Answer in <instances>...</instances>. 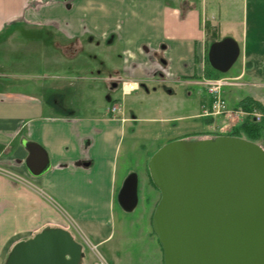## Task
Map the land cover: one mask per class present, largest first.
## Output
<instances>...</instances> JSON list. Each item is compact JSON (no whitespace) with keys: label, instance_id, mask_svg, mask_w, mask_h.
<instances>
[{"label":"crops","instance_id":"obj_1","mask_svg":"<svg viewBox=\"0 0 264 264\" xmlns=\"http://www.w3.org/2000/svg\"><path fill=\"white\" fill-rule=\"evenodd\" d=\"M32 1L0 0V39L18 23L39 21L43 37L29 46L39 48L43 68L57 72L37 76L34 91L0 75V264H6L17 243L48 228L66 229L94 247L107 244L116 234L113 210L119 193L135 173L122 163V141L129 132L135 140L140 123H181L180 128L192 123L193 130L181 139L209 130L214 120L200 116L210 100L200 84L207 72L205 25L210 21L217 27L222 40L223 26L229 24L224 8L209 14L208 0L198 5L190 0H61L33 10ZM240 1L245 19L235 36L242 59L238 77L246 78L248 95L264 104V37L247 40L250 12L262 14L264 32V0ZM254 23L256 31L260 24ZM117 78L138 89L124 96L120 88L117 96L111 88ZM73 97L90 100L77 110ZM114 101L124 103L131 121L112 117ZM153 102L160 115H170L172 108L178 114L138 116L144 104ZM31 143L49 156L50 167L39 177L27 167ZM144 168L147 175L149 160ZM142 186L151 185L146 180Z\"/></svg>","mask_w":264,"mask_h":264},{"label":"water","instance_id":"obj_2","mask_svg":"<svg viewBox=\"0 0 264 264\" xmlns=\"http://www.w3.org/2000/svg\"><path fill=\"white\" fill-rule=\"evenodd\" d=\"M240 55L238 41L228 37L210 46L208 59L225 74ZM27 149L30 173L42 176L50 167L46 150L35 143ZM149 170L161 193L153 228L165 264H264V149L259 144L232 136L178 140L154 154ZM138 185V176L130 174L119 193L127 212L138 206ZM85 257L68 230L48 228L17 243L6 264H83Z\"/></svg>","mask_w":264,"mask_h":264},{"label":"rangeland","instance_id":"obj_3","mask_svg":"<svg viewBox=\"0 0 264 264\" xmlns=\"http://www.w3.org/2000/svg\"><path fill=\"white\" fill-rule=\"evenodd\" d=\"M59 1L61 0H33L31 2L32 10L33 8L40 9L42 7L51 6L57 4ZM185 1L187 2V0H179V3H184ZM189 2L196 3L197 5L200 4V0H190ZM250 3H252V0H250ZM208 7L209 14L214 15L219 13L221 8L225 9V13H228V15L226 14V18H228L229 24L223 26L221 38L223 40L230 37L237 40L235 36H237L238 32H241L244 27L243 21L245 18L242 10V2L240 0H208ZM248 19L250 31L247 40L252 42L253 39H262V37H264L262 14L259 17H254L250 12ZM255 20L257 24H260L259 27L256 26V31L253 30L255 28ZM29 22L30 24L18 23L14 27L8 28L6 33L2 36V39H0V75L1 78L2 76H5L6 79L9 78L8 80L11 83L24 82V85L26 83L24 87L26 90L34 91L36 88L34 82L37 81L35 79L38 78L37 76L40 78L44 76V73L54 75L57 71L43 68L40 62V54H37L39 48H37L35 44L29 46L30 41L35 42L38 39L41 40V37H43L39 29L40 25L37 24L39 21L30 20ZM26 25L31 26V31H29L27 27L23 29ZM209 49L210 46L208 48V53ZM90 66L91 68L98 67V63H91ZM205 66L208 74V76L206 74L205 79L213 81L224 80V82L228 84L223 88V99L227 103V109L235 113L233 114L234 116L231 117L226 114L220 116L218 119L212 121L213 123L211 126H208L209 130L202 133V136L192 138L210 137L212 135L225 136L233 133L237 126L245 122L255 121L256 123H261L264 118V113L261 111L248 113L237 107L242 99L250 96L248 95L249 91H247L243 85L247 81L246 78L243 80L238 77V72L242 68L241 55L232 69L222 75L217 74L207 63ZM18 87L19 86L16 85V88ZM121 93L122 91L118 90L116 95L121 96ZM84 96H86V94ZM201 96L203 97V93H201ZM208 96L210 99L208 102L209 104L211 101L209 93ZM84 99L90 100L87 97L71 98L70 101L73 104V108L77 110L81 109L84 105L82 102L85 101ZM104 102L108 103V106L111 104H109L107 98L104 99ZM144 105L145 106L138 111V116L140 117L156 116L167 118L170 115L178 114L176 109L172 108L168 110L170 115H168V113L166 115L164 113L160 115L159 110L155 109V102H153L151 106L148 104ZM208 119L213 120V118ZM189 123L190 122L183 124V126H185L184 128H180L182 125L181 123H140L136 127L137 138H135V140L131 139V132L125 136L122 141L121 155L126 158L124 159L126 161L123 160L122 163H127L128 167L133 172L139 174L142 185L144 181L147 180L151 186H148L149 188L147 190H145V186L143 187L142 185L138 188L139 203L133 212L125 211L117 201L113 210L116 234L112 236L107 244L94 247L88 239L85 237L81 238L77 235L86 254L83 264H163V248L154 231L153 220L151 221L152 213H155L153 210L155 209L156 211L161 199V193L159 189L152 184L149 171L147 175L145 174L144 167L146 162L149 160L150 163L154 154L165 145L174 141L185 140L181 139L183 135L187 134L188 131H192V128H194L191 127L192 123ZM208 123L210 124L211 122ZM198 124L207 126L205 121H200ZM240 138L249 140L246 135H242ZM255 142L264 147V130H262L260 137L256 139ZM70 225L72 227V224Z\"/></svg>","mask_w":264,"mask_h":264},{"label":"trees","instance_id":"obj_4","mask_svg":"<svg viewBox=\"0 0 264 264\" xmlns=\"http://www.w3.org/2000/svg\"><path fill=\"white\" fill-rule=\"evenodd\" d=\"M205 28H206V32H207V36H208V48H209V46H211L214 42L220 41L221 39L219 38L217 27L213 26L210 22L206 23ZM207 64L211 69H213L209 63L208 57H207ZM214 71L217 72V74L222 75V73H220L216 70H214ZM206 74H207V72H206ZM207 76H208V74H207ZM237 107H238V109H241V110L248 112V113H252L255 111H261L262 113H264V105L261 102L255 100L254 98H252L250 96L242 99L238 103ZM209 121H212V120H209ZM262 130H264V118H263L261 123H256L255 121L254 122H250V121L245 122L242 125L237 126L233 133L227 134L225 136L242 137V135H246L250 141L255 142L256 139H258L260 137ZM216 137H219V135H212L210 137H203V138H189V139H185V140H205V139H214ZM261 147L264 149L263 146H261ZM149 176H150V180H151L152 184L155 186L153 179L151 177V174H150V170H149Z\"/></svg>","mask_w":264,"mask_h":264},{"label":"built area","instance_id":"obj_5","mask_svg":"<svg viewBox=\"0 0 264 264\" xmlns=\"http://www.w3.org/2000/svg\"><path fill=\"white\" fill-rule=\"evenodd\" d=\"M200 84L206 88L207 92L211 96V101L209 104L203 107L202 114L203 118H213V120L218 119L220 116H234L235 112L228 110L227 103L223 99V88L228 85L224 80H208L204 79ZM133 90V87L124 84V93H129ZM116 108H114V111Z\"/></svg>","mask_w":264,"mask_h":264},{"label":"flooded vegetation","instance_id":"obj_6","mask_svg":"<svg viewBox=\"0 0 264 264\" xmlns=\"http://www.w3.org/2000/svg\"><path fill=\"white\" fill-rule=\"evenodd\" d=\"M112 90H119L121 88V90L123 91V95L124 96H127V95H130L131 92L135 91L138 89L137 84H133L131 82H125V81H122V79H114L112 80ZM124 84H127V85H130L133 87V90L129 93H124ZM114 85H117V87H114ZM114 108H116V110L114 111ZM109 113L112 115L113 118L115 119H119L121 120L123 123L127 122V121H131V119H129L127 116H126V108H125V105L122 101H114L112 102V105L109 109ZM138 188H139V185H138ZM162 253H163V264H165V256H164V252H163V249H162Z\"/></svg>","mask_w":264,"mask_h":264}]
</instances>
